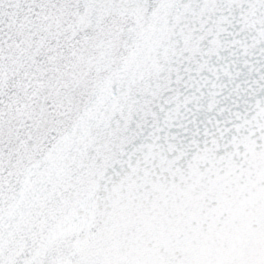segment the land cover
Here are the masks:
<instances>
[{
  "label": "snow or ice",
  "instance_id": "obj_1",
  "mask_svg": "<svg viewBox=\"0 0 264 264\" xmlns=\"http://www.w3.org/2000/svg\"><path fill=\"white\" fill-rule=\"evenodd\" d=\"M0 264H264V0H0Z\"/></svg>",
  "mask_w": 264,
  "mask_h": 264
}]
</instances>
